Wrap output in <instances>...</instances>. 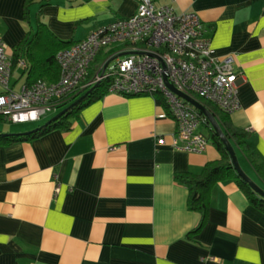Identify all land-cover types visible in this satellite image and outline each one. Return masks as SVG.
Returning <instances> with one entry per match:
<instances>
[{
	"label": "crops",
	"instance_id": "crops-1",
	"mask_svg": "<svg viewBox=\"0 0 264 264\" xmlns=\"http://www.w3.org/2000/svg\"><path fill=\"white\" fill-rule=\"evenodd\" d=\"M159 2L197 11L214 53L235 56L241 105L231 117L251 131L264 162V0ZM138 5L51 0L42 18L77 41ZM40 8L28 17L25 0H0V37L10 52L37 26ZM28 73L20 64L12 86L22 77L27 83ZM177 128L157 94L110 90L82 108L70 130L0 141V264H264V205L237 178L215 185L198 228L203 214L190 207V187L178 174L200 172L221 151L214 140L204 151L158 142Z\"/></svg>",
	"mask_w": 264,
	"mask_h": 264
},
{
	"label": "built area",
	"instance_id": "built-area-1",
	"mask_svg": "<svg viewBox=\"0 0 264 264\" xmlns=\"http://www.w3.org/2000/svg\"><path fill=\"white\" fill-rule=\"evenodd\" d=\"M204 24L195 10H178L172 3L139 0L129 16L100 25L83 39L62 49L58 58L62 74L56 81L41 78L12 86L13 57L0 37V114L12 121L39 119L59 108L63 98L111 78L110 90L133 93L161 92L169 103L178 128L171 138L160 134V144L174 149L204 151L211 136L199 126L208 117L179 89L209 99L232 112L241 105L235 56L214 53ZM102 49L109 54L96 61ZM95 71L89 77L91 68ZM167 115L166 111L159 113ZM61 188V184L57 189Z\"/></svg>",
	"mask_w": 264,
	"mask_h": 264
},
{
	"label": "trees",
	"instance_id": "trees-1",
	"mask_svg": "<svg viewBox=\"0 0 264 264\" xmlns=\"http://www.w3.org/2000/svg\"><path fill=\"white\" fill-rule=\"evenodd\" d=\"M154 1L156 3H160L159 1L163 0ZM50 2L51 0H25V11L26 16L28 17H30L33 6L37 3L41 4V8L38 11V23L37 26L32 25L22 40L13 46L11 54L13 57V73L20 64H24L29 71L27 77L28 83H32L38 79L46 77L50 80H58L62 74V64L58 58V53L60 50L76 42L59 37L50 27L48 22L42 18L43 6ZM110 51L111 50L105 51V49H102L97 56L96 61H100L106 57ZM95 68V66L91 68L89 77L94 73ZM110 86L111 78L103 79L87 97H85L80 103L68 109L58 119L46 126L27 133H4L1 131L0 141L10 142L23 136L35 137L56 127L70 130L73 128L76 118H79L81 115L82 108L108 93L110 91ZM91 87L92 86L83 89L82 91L75 92L67 98H63L60 104L61 109L68 106ZM158 96L168 107V111L171 112V108L169 103L166 101L165 96L161 92L158 93ZM202 100L219 118L227 135L236 146L239 157H242V155L245 156L264 182V162L259 158L258 149L254 142L251 141V131L245 127L234 124L231 112L223 109L221 106L209 99L202 97ZM200 111L204 113L202 110ZM0 119L6 120L7 118L0 114ZM204 124H206L210 129L211 141L214 140L217 144L221 151V155L207 161L200 172L186 171L178 174V177L182 181L186 182L190 187V207L200 210L203 214L198 228H201V226H203V224L208 220L209 210L212 203L213 189L220 180L237 178L242 186L247 189L252 199L256 203L264 205V196L258 193L252 187L250 182L238 172L231 151L219 132L213 128L211 121L207 119Z\"/></svg>",
	"mask_w": 264,
	"mask_h": 264
},
{
	"label": "water",
	"instance_id": "water-1",
	"mask_svg": "<svg viewBox=\"0 0 264 264\" xmlns=\"http://www.w3.org/2000/svg\"><path fill=\"white\" fill-rule=\"evenodd\" d=\"M167 82L172 89H174L177 93H179L180 95L184 96L189 101L194 103L200 110H202L206 114L208 119L211 121L213 128L219 132V134L223 138L224 142L228 146L229 150L231 151V154L233 156V160H234V163H235V166H236L238 172L241 175H243L250 182L252 187L258 193H260L261 195L264 196V186H262L256 179H254V177L250 173H248V171H246V169L243 167L234 143L232 142L230 137L227 135L223 125L221 124L219 118L213 112V110L208 105H206V103L197 95L179 89L169 78H167ZM99 83L100 82L95 83L89 90H87L85 93H83L77 99H75L72 103H70L68 106H66L63 109H61L60 111H58L52 118H50L47 122H45L43 124V126H46L49 123L53 122L54 120L58 119L61 115H63L72 106L80 103L85 97H87L99 85ZM41 127L42 126L37 127L34 130H37Z\"/></svg>",
	"mask_w": 264,
	"mask_h": 264
},
{
	"label": "rangeland",
	"instance_id": "rangeland-1",
	"mask_svg": "<svg viewBox=\"0 0 264 264\" xmlns=\"http://www.w3.org/2000/svg\"><path fill=\"white\" fill-rule=\"evenodd\" d=\"M16 79V78H14ZM24 79L25 77H22L21 80H19L17 83L19 84H16L17 85V89H20L23 82H24ZM13 83V81H12ZM195 95H197L198 97H200L202 99V97L200 95H198L197 93H195ZM61 110V107L59 106L58 109L54 110V111H49L45 114H43L39 119H35V120H28V121H12V120H2L0 119V131L2 132H10L9 130L7 129H10V128H14V129H17V130H14L12 129L11 131H20V130H24V131H30V130H33L37 127H40L41 125L40 124H44L45 121L49 120L52 116H54L58 111ZM204 122H202L200 124V128L202 131H204L205 133L207 134H210V129L208 127H206L205 124H203ZM213 139V138H212ZM240 161L241 163H243V167L247 170V168L249 169V171L255 175L256 177H260L258 172L254 169L253 165L249 162V160L243 156V159L240 158ZM248 171V173H250ZM250 173V174H251ZM261 181H263L262 179H260Z\"/></svg>",
	"mask_w": 264,
	"mask_h": 264
}]
</instances>
